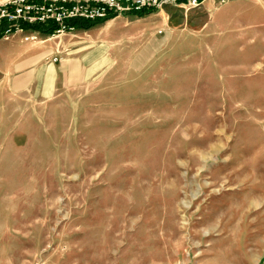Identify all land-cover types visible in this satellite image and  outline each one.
I'll use <instances>...</instances> for the list:
<instances>
[{
	"label": "rangeland",
	"instance_id": "1",
	"mask_svg": "<svg viewBox=\"0 0 264 264\" xmlns=\"http://www.w3.org/2000/svg\"><path fill=\"white\" fill-rule=\"evenodd\" d=\"M223 1L0 40V264H264V0Z\"/></svg>",
	"mask_w": 264,
	"mask_h": 264
},
{
	"label": "built area",
	"instance_id": "2",
	"mask_svg": "<svg viewBox=\"0 0 264 264\" xmlns=\"http://www.w3.org/2000/svg\"><path fill=\"white\" fill-rule=\"evenodd\" d=\"M207 0H0V40L25 34L26 42L38 35H69L77 25H94L140 13H156L167 6L198 7ZM228 1L224 0L223 2ZM29 34V35H28ZM37 264H47L38 262ZM52 264V263H48Z\"/></svg>",
	"mask_w": 264,
	"mask_h": 264
},
{
	"label": "trees",
	"instance_id": "3",
	"mask_svg": "<svg viewBox=\"0 0 264 264\" xmlns=\"http://www.w3.org/2000/svg\"><path fill=\"white\" fill-rule=\"evenodd\" d=\"M147 14L148 13H140V14H136L135 16L138 17V18H142L143 16H145ZM111 19H113V18H111ZM97 24H99V23H97ZM91 27H92V25H90V24H80V25H77V28L78 29H89Z\"/></svg>",
	"mask_w": 264,
	"mask_h": 264
},
{
	"label": "bare ground",
	"instance_id": "4",
	"mask_svg": "<svg viewBox=\"0 0 264 264\" xmlns=\"http://www.w3.org/2000/svg\"><path fill=\"white\" fill-rule=\"evenodd\" d=\"M185 6V5H184ZM112 22V21H111Z\"/></svg>",
	"mask_w": 264,
	"mask_h": 264
}]
</instances>
